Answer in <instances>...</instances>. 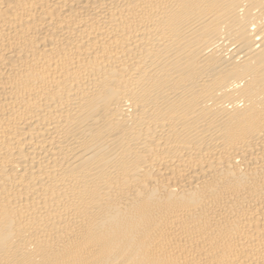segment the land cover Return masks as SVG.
Returning a JSON list of instances; mask_svg holds the SVG:
<instances>
[{
  "label": "bare ground",
  "instance_id": "1",
  "mask_svg": "<svg viewBox=\"0 0 264 264\" xmlns=\"http://www.w3.org/2000/svg\"><path fill=\"white\" fill-rule=\"evenodd\" d=\"M0 264H264V0H0Z\"/></svg>",
  "mask_w": 264,
  "mask_h": 264
}]
</instances>
